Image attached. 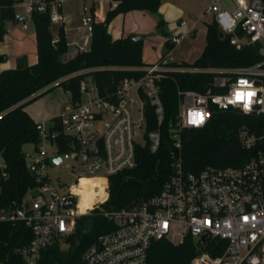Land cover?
Here are the masks:
<instances>
[{"label":"built area","instance_id":"obj_1","mask_svg":"<svg viewBox=\"0 0 264 264\" xmlns=\"http://www.w3.org/2000/svg\"><path fill=\"white\" fill-rule=\"evenodd\" d=\"M90 1L80 16L86 33L81 45L75 44L79 51L89 47L93 23L103 22L107 12L104 0ZM112 1L109 9L117 3ZM62 2L29 0L23 6L29 18L34 10L42 12L49 6L51 23L63 26L68 18ZM203 13L229 37L231 45L256 46L260 60L234 67L180 66L174 65L171 50L156 62L137 67L142 75L124 78L111 96L100 95L93 83L89 90L86 79L81 81L79 97H70L55 118L36 123L39 140L33 144L38 158L28 164L36 165V183L19 204L13 201L10 210L0 214L1 220L22 221L32 231L30 242L18 249L24 264H40L43 251L54 243L68 250L77 221L95 214L111 227L73 264H147L154 242L165 239L178 244L187 236L196 251L191 264H264V125L258 132L246 126L238 129L241 146L251 152L242 165L207 166L198 172L183 168L181 136L184 128L203 127L214 109L264 115V0H209ZM178 25L185 26L186 21L181 19ZM22 28H26L23 22ZM192 30L169 38V43L174 48ZM170 71L213 74L203 92L177 90L179 106L170 135L171 173L154 195L130 207L103 209L110 177L137 166L139 147L156 152L161 144L160 128L146 129L145 107L153 108L160 125L164 118L160 82ZM237 92L254 93L247 100L249 110L245 111L244 99H236ZM83 94L87 95L84 101ZM194 113L203 117L198 124L192 123ZM57 155L59 161L52 165L50 158ZM47 166L64 169L70 174L69 182L59 177L51 182ZM4 168L0 158L1 177H6ZM82 179L101 180V186L88 188L91 199L90 193L74 190ZM83 200L90 206L82 210ZM208 249L218 253L212 255Z\"/></svg>","mask_w":264,"mask_h":264},{"label":"trees","instance_id":"obj_2","mask_svg":"<svg viewBox=\"0 0 264 264\" xmlns=\"http://www.w3.org/2000/svg\"><path fill=\"white\" fill-rule=\"evenodd\" d=\"M20 1L0 0V45L6 33L5 24L14 22L15 5ZM159 5L160 0H117L116 5L107 10L103 22L93 23L89 47L84 51L78 50L74 56L61 62L58 57L64 56L67 49L64 27H59L58 39H55L50 30V7L31 13L37 62L29 65L23 55L17 58L14 68L0 71V158L6 173V177L0 176V214L9 211L13 201L19 204L28 188L36 183L27 169L23 146L37 142L39 134L26 106L55 83L69 91L71 98H77L80 96L81 81L89 78L99 94L108 97L114 94L124 78L141 76L143 71L137 67L146 65L142 61V39L131 41L127 36L113 38L108 31L109 22L117 13L157 11ZM162 23L163 20L159 19L156 26L161 27ZM205 39L198 58L192 63L176 61L174 65L234 67L260 60L256 46L236 48L230 44L228 36H219V28L214 22L207 24ZM164 43L167 52L173 49L168 39ZM6 60L7 56L0 53V63ZM212 79L213 74L210 73L170 71L164 74L160 82L164 118L160 125L153 108L148 104L145 107L146 129L160 128L161 144L156 152H151L146 146L139 147L137 166L110 177L109 197L102 205L103 209L130 207L158 192L171 173L170 135L179 106L177 90L203 92ZM263 125L264 115H246L235 109H214L203 127L184 128L181 132L184 170L198 172L207 166L242 165L250 158L251 152L241 146L238 129L246 126L258 132ZM88 206L90 204L85 208ZM109 226L111 224H107L99 214L79 219L69 249L61 250L58 243L50 245L43 251L40 264H73ZM31 238L32 231L24 222L0 219V264H24L18 249L27 245ZM208 252L212 255L218 253L210 249ZM195 254L190 236L178 244L162 239L151 245L147 264H191Z\"/></svg>","mask_w":264,"mask_h":264},{"label":"rangeland","instance_id":"obj_3","mask_svg":"<svg viewBox=\"0 0 264 264\" xmlns=\"http://www.w3.org/2000/svg\"><path fill=\"white\" fill-rule=\"evenodd\" d=\"M28 1L22 0L17 3L15 5V12L26 19L25 23L27 27L29 30H32L33 24L23 6ZM104 2V12H106L109 9V0H104ZM90 3V0H63L62 2L63 13L68 18V21L63 25L67 41L66 59L71 58L77 52L78 48L75 44L81 45L82 43V38L86 31L80 27V16L83 5H89ZM112 3L115 4V0ZM208 3L209 0H160L157 11L130 10L124 15L117 13L111 18L108 31L115 38L122 35L127 36L131 33L143 35L142 61L144 63H154L161 55L167 53L168 49L164 43L166 39L178 34H186L189 30L193 29L171 51V56L177 62L192 63L199 57L206 43V28L207 24L211 23V17L205 15L203 11ZM223 5L226 4L223 2ZM169 14L170 17L167 18ZM159 19L163 20L161 27L156 26ZM181 19L186 21L185 26L178 25ZM60 26L61 24L51 23L50 30L54 38L57 37ZM131 29H135L136 32L130 31ZM63 59L65 58L63 57ZM85 81L90 90L92 86L91 80L87 78ZM70 97L69 91L65 90L58 83H55L46 93L28 104L26 110L36 123L48 122L59 113L61 107L69 101ZM86 99L87 95L83 94L82 101ZM44 145L45 149L49 150V145L46 143ZM23 151L27 154L26 161L28 164H31L32 161L38 158L33 143L25 144ZM46 172L53 183L58 177L65 182H69L70 174L62 168L47 166ZM95 184L98 186L102 185L101 181H96ZM88 192L91 199L92 191L89 190ZM87 204L90 203L83 200L80 203V208L84 209Z\"/></svg>","mask_w":264,"mask_h":264},{"label":"crops","instance_id":"obj_4","mask_svg":"<svg viewBox=\"0 0 264 264\" xmlns=\"http://www.w3.org/2000/svg\"><path fill=\"white\" fill-rule=\"evenodd\" d=\"M169 17L170 14L167 15V18ZM25 21L26 20H24L23 23H25ZM5 29H6V33L3 37V42L0 45V53L5 54L7 56V60L5 62L0 63V71H2L5 68H14L16 66L17 58L23 55L26 56L29 65L36 63L37 54H36V40H35L34 28L32 30H29V28L26 25V28L24 29L22 28V22L19 24H16L15 22H8L5 24ZM130 31L136 32L135 29H131ZM120 37H126V36L122 35ZM63 57L66 59L65 55ZM145 64L147 65L151 63H145Z\"/></svg>","mask_w":264,"mask_h":264},{"label":"water","instance_id":"obj_5","mask_svg":"<svg viewBox=\"0 0 264 264\" xmlns=\"http://www.w3.org/2000/svg\"><path fill=\"white\" fill-rule=\"evenodd\" d=\"M24 20H26V19L23 16H20V15L16 14L14 22L16 24H19V23L23 22ZM219 36L220 37L223 36L222 32H220V31H219ZM127 37L131 41H139V40H141L143 38V35L138 34V33H131ZM62 60H63V55H59L58 61L61 62ZM58 161H59V156L58 155L55 156V157L50 158V163L52 165H55ZM27 169H28L29 173L31 174V176L34 177L35 176L36 165H29Z\"/></svg>","mask_w":264,"mask_h":264},{"label":"bare ground","instance_id":"obj_6","mask_svg":"<svg viewBox=\"0 0 264 264\" xmlns=\"http://www.w3.org/2000/svg\"><path fill=\"white\" fill-rule=\"evenodd\" d=\"M101 181L100 179H82L80 181L79 186H75L74 190H77L78 192H82V193H89L88 189L90 186H96L95 182ZM89 196V194H88ZM83 210V209H82Z\"/></svg>","mask_w":264,"mask_h":264},{"label":"snow or ice","instance_id":"obj_7","mask_svg":"<svg viewBox=\"0 0 264 264\" xmlns=\"http://www.w3.org/2000/svg\"><path fill=\"white\" fill-rule=\"evenodd\" d=\"M242 83H245V82H242ZM244 95H245L244 93H239V92H237V93H236V99H237V100H240V99H242V97H243ZM246 95H247L248 97H251L252 95H254V93H247ZM192 115L194 116V118H195V117H198L200 121L203 119V117H202L199 113H194V114H192ZM192 122H194V121H192Z\"/></svg>","mask_w":264,"mask_h":264},{"label":"clouds","instance_id":"obj_8","mask_svg":"<svg viewBox=\"0 0 264 264\" xmlns=\"http://www.w3.org/2000/svg\"><path fill=\"white\" fill-rule=\"evenodd\" d=\"M244 94L245 95L242 97V99H244L246 101L245 104H244V108H245V111H247V110H249V103L247 102L248 96L246 95L247 93H244ZM192 121H194L192 123H195V124L200 123V120H199L198 117H195Z\"/></svg>","mask_w":264,"mask_h":264}]
</instances>
